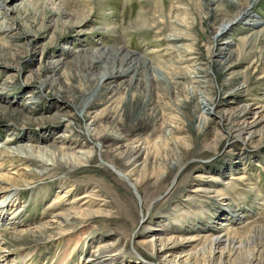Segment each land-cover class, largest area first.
<instances>
[{
    "label": "rangeland",
    "instance_id": "obj_1",
    "mask_svg": "<svg viewBox=\"0 0 264 264\" xmlns=\"http://www.w3.org/2000/svg\"><path fill=\"white\" fill-rule=\"evenodd\" d=\"M252 2L0 0V162L27 171L15 221L0 224V264H57L76 242L66 264H92L98 242L122 264H156V232L187 250L207 246L211 226L262 232L264 117L247 138L235 130L242 107L264 102V0ZM141 11L156 23L135 29ZM116 46L153 57L172 81L119 84L68 55ZM89 88L95 104L79 112Z\"/></svg>",
    "mask_w": 264,
    "mask_h": 264
},
{
    "label": "bare ground",
    "instance_id": "obj_2",
    "mask_svg": "<svg viewBox=\"0 0 264 264\" xmlns=\"http://www.w3.org/2000/svg\"><path fill=\"white\" fill-rule=\"evenodd\" d=\"M252 1L253 0H251V2ZM90 4L91 2L88 7H90ZM142 13L141 11L138 16L139 23L134 25L135 29L150 23H156V21H153L154 19L149 21ZM72 14L73 13H71V15ZM86 22L81 24V29L87 24ZM114 28L115 26L104 27L106 31H112ZM68 55H72L75 59L78 69L91 72L92 67L100 66L106 70L104 76L106 80L118 81L119 84L129 82L130 85L136 84L137 86L140 81L145 79L150 82L149 86H153L156 90L159 78L168 82H171L173 79V77H170L167 70H164L160 66L156 59L150 56H137L130 52L126 46H116L114 49L102 47L92 55L88 54L87 57H80L77 55V52L68 53ZM109 58L112 60L109 61ZM177 77L178 76H174V78ZM86 81L88 87L90 86L91 88L93 84V82H91L92 80L88 78ZM44 84L46 85V82ZM42 85L43 84H40V88L43 87ZM90 88L89 90L81 91L80 96L85 98L86 101L75 105V108L79 112L84 111L86 108L89 109L95 104L97 89L95 91V89L93 90ZM149 93L151 94V92ZM149 99L150 95L147 100H143V107L149 103ZM248 105L242 107L238 112L239 124L235 128L237 133L246 135L245 138L253 133L258 119L264 117V102L254 103L252 106ZM221 120L222 116L220 115L218 121L220 122ZM111 128L116 131L122 130V124L120 122H115L112 124ZM97 134L102 146L105 147L108 142V136L103 131H99ZM22 165L28 167L26 162H23ZM112 167L123 178L125 177L129 181L131 180L129 173L116 169L114 166ZM26 178V169L17 166L13 160H10L7 165L0 162V224H12L15 221L16 214L21 209L20 200L17 197V192L20 187L17 183L21 181L25 182ZM128 184L132 187H136L133 182H128ZM71 189L72 188L68 187L64 194L58 196L57 199H61L64 195L68 196ZM72 201L74 202V199ZM73 206L74 205H69L68 207L72 209ZM58 209L61 208L59 207ZM58 209L53 213V217L59 220L63 217V210L61 209L60 211ZM230 216L231 220H235L237 217L234 213H231ZM209 230L210 231L204 236V239H202V244L203 242H208V245L202 247L199 245L189 250L184 248L186 245L184 243L186 242V238L180 240V236H165L161 235V232L153 233L147 240L151 247V254L157 260L156 264H264V241H261L262 243L259 242V239L264 240V223L261 229L262 232L256 231L257 233H251L250 231V234L248 233L243 239L229 234L228 230H225L226 232L220 231L216 226H211ZM236 241L237 243H235ZM80 244L82 243L76 242L72 248L70 245H67L68 247L65 248L57 264H66L68 258L71 257L72 253L77 250ZM102 246L104 247L105 244L103 245L101 242H98L96 247L88 253L85 262L91 260V262H93L92 264L123 263L119 253L101 255L102 250L100 248Z\"/></svg>",
    "mask_w": 264,
    "mask_h": 264
}]
</instances>
